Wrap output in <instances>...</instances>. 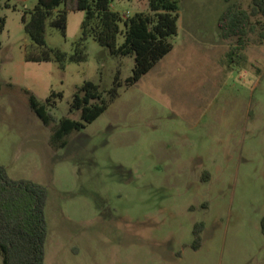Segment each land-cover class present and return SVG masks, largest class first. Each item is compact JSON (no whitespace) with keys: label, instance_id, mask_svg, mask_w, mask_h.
<instances>
[{"label":"rangeland","instance_id":"1","mask_svg":"<svg viewBox=\"0 0 264 264\" xmlns=\"http://www.w3.org/2000/svg\"><path fill=\"white\" fill-rule=\"evenodd\" d=\"M229 2L251 4L179 0L172 49L128 84L133 56L91 38L84 61L26 60L38 47L21 17L36 2L0 0V164L10 178L47 188L45 264H264V43L250 33L245 66L220 63L234 42L217 28ZM111 7L131 15L148 10V0ZM83 16L67 13L64 36L47 23L46 46L71 55ZM84 81L116 95L53 149L55 123L79 119L70 102ZM29 94L55 122L35 115Z\"/></svg>","mask_w":264,"mask_h":264},{"label":"trees","instance_id":"2","mask_svg":"<svg viewBox=\"0 0 264 264\" xmlns=\"http://www.w3.org/2000/svg\"><path fill=\"white\" fill-rule=\"evenodd\" d=\"M9 5L8 2L5 3ZM83 11L80 24V37L73 43V53L69 56L59 48H48L45 41V26L48 23L63 36L66 31L67 13ZM264 17V0H251L249 8H243L235 2H229L217 19L219 37L234 42L220 59L227 67L245 66L247 56L244 53L247 37L258 31V42L264 43V22L254 20ZM179 0H148V10L131 15L115 11L111 0H37L32 9L23 12L21 20L24 30L31 41L38 47L25 53V59L47 61L54 59L60 66L66 60L81 62L86 59L88 38L106 47L113 55H132L134 63L128 84L135 83L147 73L155 63L166 55L172 44L169 38L177 33ZM123 29L120 30L119 24ZM5 19L0 15V31ZM123 40L117 45L118 33ZM55 95V94H52ZM116 95V88L104 97L98 85L84 81L74 92L70 110L79 112V119L62 117L52 127L49 143L53 149L67 144V135L96 119ZM57 96H61L57 93ZM50 102V98L47 99ZM28 105L35 115L45 124L55 122L53 115L46 111L45 105L32 94L28 95ZM203 179L205 177L203 176ZM48 191L43 184L12 179L6 168L0 164V257L2 264H45L44 245L47 237L45 206ZM203 222L194 225L192 247L201 244ZM264 233V217L261 220Z\"/></svg>","mask_w":264,"mask_h":264},{"label":"crops","instance_id":"3","mask_svg":"<svg viewBox=\"0 0 264 264\" xmlns=\"http://www.w3.org/2000/svg\"><path fill=\"white\" fill-rule=\"evenodd\" d=\"M19 1H21V2H26V1H33V2H36L37 0H19Z\"/></svg>","mask_w":264,"mask_h":264}]
</instances>
